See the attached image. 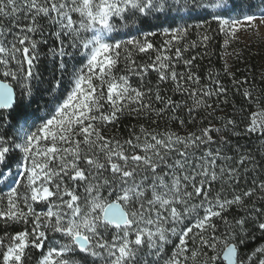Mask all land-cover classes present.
Here are the masks:
<instances>
[{
    "label": "snow or ice",
    "instance_id": "6c2138e0",
    "mask_svg": "<svg viewBox=\"0 0 264 264\" xmlns=\"http://www.w3.org/2000/svg\"><path fill=\"white\" fill-rule=\"evenodd\" d=\"M253 7L0 0V264H264V87L197 63Z\"/></svg>",
    "mask_w": 264,
    "mask_h": 264
},
{
    "label": "trees",
    "instance_id": "16d2710c",
    "mask_svg": "<svg viewBox=\"0 0 264 264\" xmlns=\"http://www.w3.org/2000/svg\"><path fill=\"white\" fill-rule=\"evenodd\" d=\"M254 5L253 11L259 10L264 5L261 4V0H251ZM197 20H189L188 23H197ZM151 24H155V21H151ZM182 23V22H178ZM211 28L215 30L217 25L215 22L211 24ZM156 30L149 27L148 25L144 26V31ZM195 39V35L191 37ZM160 37H156L155 40L160 42ZM224 36L218 32L214 34V39L209 45L208 51L209 55L203 60H198L197 63L201 65L200 74L203 76L207 71L208 67L211 66L216 70L222 72L224 66V60L227 59L228 63L232 65L231 70L236 73L237 79H242L247 77L250 81H254L257 87H264V84L261 83L262 74H264V43L261 40H255L249 44H241L239 42L233 43L228 49H225L223 46ZM234 49L242 51V56L239 60L234 59L231 56H227V53L233 52ZM203 51V49H200ZM154 78V76H153ZM221 79L230 86V78L221 75ZM247 86V85H246ZM236 103H242L241 97H235ZM143 121H136L134 118L125 117L122 118L119 123L120 132L123 135H127V129L134 123H140ZM111 131V129H109ZM254 147V145H252ZM39 253H33L32 264H35V260L38 258Z\"/></svg>",
    "mask_w": 264,
    "mask_h": 264
},
{
    "label": "rangeland",
    "instance_id": "374dc122",
    "mask_svg": "<svg viewBox=\"0 0 264 264\" xmlns=\"http://www.w3.org/2000/svg\"><path fill=\"white\" fill-rule=\"evenodd\" d=\"M261 12H264V7H261L259 10L253 11V13L255 15H257V16H259L261 14ZM224 39H225V37H224ZM255 40H261L264 43V30H261V31L257 32V31H255L253 29V30H250L248 32H242L240 34L239 43H241V44H249V43H251V42H253Z\"/></svg>",
    "mask_w": 264,
    "mask_h": 264
}]
</instances>
